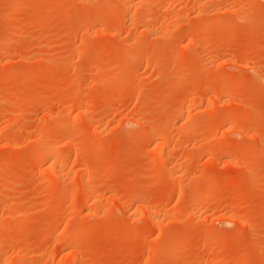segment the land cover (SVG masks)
<instances>
[{
  "label": "rangeland",
  "instance_id": "1",
  "mask_svg": "<svg viewBox=\"0 0 264 264\" xmlns=\"http://www.w3.org/2000/svg\"><path fill=\"white\" fill-rule=\"evenodd\" d=\"M0 264H264V0H0Z\"/></svg>",
  "mask_w": 264,
  "mask_h": 264
},
{
  "label": "bare ground",
  "instance_id": "2",
  "mask_svg": "<svg viewBox=\"0 0 264 264\" xmlns=\"http://www.w3.org/2000/svg\"><path fill=\"white\" fill-rule=\"evenodd\" d=\"M217 95H218V94H217ZM218 97H219V95H218ZM218 97H217V98H218ZM184 106H185V105H184ZM187 107H188V106L186 105V108H185L186 110H187ZM181 111H184V107L179 108L178 111H177V113H178V112L182 113ZM107 118H109V117H107ZM41 143H42V142H41ZM215 144H216V143H215ZM43 145H44V144H43ZM43 145H42V146H43ZM48 147H49V146H48ZM50 150H51V149H50ZM41 153H43L42 150H41V152H39V155H41ZM46 153H47V152H46ZM48 153H50V159H51V160H50V162H51L50 165H52V168H54L53 170L55 171V173L58 174L59 171H60V170H59V168H60V166H59L60 164H59V163H61V162H60L61 160H60L59 157H61V156H60V155L58 156V155H57L58 153H55V151L53 152L52 150H51L50 152H48ZM209 154H210V153H209ZM48 155H49V154H48ZM64 159H65V158H64ZM62 162H63V161H62Z\"/></svg>",
  "mask_w": 264,
  "mask_h": 264
}]
</instances>
